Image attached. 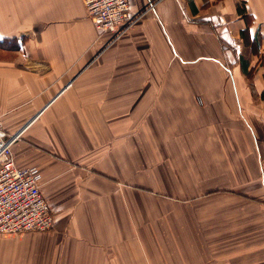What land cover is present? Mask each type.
I'll use <instances>...</instances> for the list:
<instances>
[{"label":"crops","instance_id":"1","mask_svg":"<svg viewBox=\"0 0 264 264\" xmlns=\"http://www.w3.org/2000/svg\"><path fill=\"white\" fill-rule=\"evenodd\" d=\"M130 2L135 20L115 37L96 29L83 0H0L3 124L20 133L16 164L40 169L55 216L48 231L0 233V264H153L144 236L157 234L159 213L144 230L143 191L157 206L156 193H172L159 168L143 170V109L198 120L219 109L243 121L264 194V56L253 70L260 84L244 80L264 55V0ZM203 176L192 201L217 199V188L201 194ZM251 221L255 229L236 220L228 241L202 248L199 264H264V212Z\"/></svg>","mask_w":264,"mask_h":264},{"label":"rangeland","instance_id":"2","mask_svg":"<svg viewBox=\"0 0 264 264\" xmlns=\"http://www.w3.org/2000/svg\"><path fill=\"white\" fill-rule=\"evenodd\" d=\"M263 56L255 61V67L249 75L244 76L246 85H251L254 80L260 84L255 72L262 70ZM209 65L206 83L214 85L215 65ZM225 81L232 85L229 73ZM253 98L262 104L260 95L254 94ZM259 110L256 107L254 109L255 112ZM170 111L173 115L167 117L164 110H160L159 117H156L149 114L150 110L143 109V170L149 166L159 168L165 177L161 187L172 193H156L159 198L157 206L151 194H148L149 190L144 189V230L150 226V218H155L156 213H159L158 221L153 222L157 234L153 235V239L144 236V243L150 253L151 248L157 250V259H153L157 264H199L205 254L201 249L228 241L235 230L236 220L239 230L256 228L251 219L264 212V194L256 182L258 161L251 155L254 144L243 121L239 120V124H236L220 114L219 109H207V118L200 120L177 116V112H183L181 110ZM262 137L263 130L259 134L263 145ZM154 148L158 156H149ZM189 150H192L191 153ZM200 172L204 175L199 183L201 194L217 188L216 200L209 196L197 202L192 201L191 196L200 193L195 183ZM167 173H173V181ZM253 182L257 185L255 189L251 187L256 186L251 185ZM160 194L168 195L169 198H162ZM185 200L190 201L189 204L184 203ZM202 213L204 219L200 218Z\"/></svg>","mask_w":264,"mask_h":264},{"label":"built area","instance_id":"3","mask_svg":"<svg viewBox=\"0 0 264 264\" xmlns=\"http://www.w3.org/2000/svg\"><path fill=\"white\" fill-rule=\"evenodd\" d=\"M96 29L120 37L131 22L130 0H83ZM0 106V233L20 234L54 228L55 216L42 192V174L36 166L19 167L13 144L20 133L10 135Z\"/></svg>","mask_w":264,"mask_h":264},{"label":"trees","instance_id":"4","mask_svg":"<svg viewBox=\"0 0 264 264\" xmlns=\"http://www.w3.org/2000/svg\"><path fill=\"white\" fill-rule=\"evenodd\" d=\"M246 70V68L244 67V71Z\"/></svg>","mask_w":264,"mask_h":264}]
</instances>
